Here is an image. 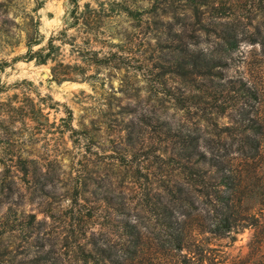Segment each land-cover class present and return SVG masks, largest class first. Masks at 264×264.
<instances>
[{
	"label": "rangeland",
	"instance_id": "374dc122",
	"mask_svg": "<svg viewBox=\"0 0 264 264\" xmlns=\"http://www.w3.org/2000/svg\"><path fill=\"white\" fill-rule=\"evenodd\" d=\"M217 11L236 12L246 25L226 53L213 33ZM263 15L264 0H0V264H62V256L75 264L68 249L81 204L134 206L140 186L186 183L169 159L176 137L164 133L165 121L218 138L214 124L198 118L209 102L190 111L176 104L209 83L194 73L193 51L221 57L226 79L257 89L264 116ZM38 32L34 50L54 36L55 60L16 59ZM58 63L73 79L53 80ZM226 93L220 103L233 92ZM68 109L77 131L65 125ZM219 122L230 124L226 114ZM234 165L249 218L224 235L206 232V253L218 264H264V137L255 159ZM103 219L90 229H109ZM178 259L152 249L145 264Z\"/></svg>",
	"mask_w": 264,
	"mask_h": 264
},
{
	"label": "trees",
	"instance_id": "16d2710c",
	"mask_svg": "<svg viewBox=\"0 0 264 264\" xmlns=\"http://www.w3.org/2000/svg\"><path fill=\"white\" fill-rule=\"evenodd\" d=\"M72 1L78 5V0ZM213 15L217 18L213 22V33L220 50L226 53L228 49L236 48L241 39L240 32L246 27L241 16L225 11ZM224 17L231 18L223 23ZM218 20L221 21L219 24ZM39 35L38 32L29 37L28 51L16 59L36 60L40 64L55 60L58 47L54 36L48 45L34 50V46L41 43ZM194 52L191 58L194 73L209 83H204L207 87H201L204 92L200 95L176 97V104L190 111L192 107L206 109L201 102H209L211 111L203 112L198 118L212 122L218 138L201 139V134L193 132L185 123L173 125L169 120L165 121L168 128L164 133L176 137L171 144L169 159L178 164L186 183L176 180L172 185L162 187L154 186L153 182L140 186L134 206L130 202L114 200L107 201L104 208L98 202L81 204L75 225L70 229L74 246L71 251L68 249V253L75 264H145L146 251L152 249L184 256V259L168 264H218L215 255L206 253L213 248L205 244L203 235L206 232L227 234L237 221L249 218V208L242 206L243 199L239 195L244 191L241 188L243 177L234 162L237 159L248 162L261 153L264 116L259 107L260 94L243 80L226 79L221 68L226 62L221 57L216 59L202 49ZM71 73L62 70V63L52 68V78L59 82L73 79ZM225 92L233 93L220 103ZM224 114L229 117L230 124L219 126V119ZM65 119V125L77 131L72 124L71 109ZM139 171L137 169L134 173L149 177L148 170ZM100 217L104 218L100 223L116 233V240L109 229H90ZM63 260L62 256V264Z\"/></svg>",
	"mask_w": 264,
	"mask_h": 264
}]
</instances>
